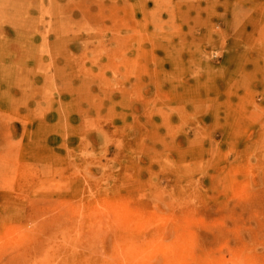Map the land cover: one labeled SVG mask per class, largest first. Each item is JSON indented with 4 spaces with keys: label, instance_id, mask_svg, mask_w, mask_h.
<instances>
[{
    "label": "rangeland",
    "instance_id": "rangeland-1",
    "mask_svg": "<svg viewBox=\"0 0 264 264\" xmlns=\"http://www.w3.org/2000/svg\"><path fill=\"white\" fill-rule=\"evenodd\" d=\"M0 264H264V0H0Z\"/></svg>",
    "mask_w": 264,
    "mask_h": 264
}]
</instances>
